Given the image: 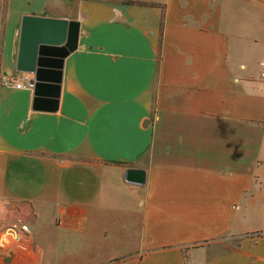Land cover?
<instances>
[{"label":"crops","instance_id":"crops-1","mask_svg":"<svg viewBox=\"0 0 264 264\" xmlns=\"http://www.w3.org/2000/svg\"><path fill=\"white\" fill-rule=\"evenodd\" d=\"M138 1L0 0V264H264V0ZM22 14L77 21L37 79Z\"/></svg>","mask_w":264,"mask_h":264},{"label":"water","instance_id":"water-1","mask_svg":"<svg viewBox=\"0 0 264 264\" xmlns=\"http://www.w3.org/2000/svg\"><path fill=\"white\" fill-rule=\"evenodd\" d=\"M76 34V20L22 14L18 27L15 68L20 71H33L37 79L41 72L39 66L45 64V54L57 56L54 66L59 68L61 58L75 48ZM57 73H60L58 69ZM144 176L142 168L124 169V179L129 182L142 183Z\"/></svg>","mask_w":264,"mask_h":264},{"label":"built area","instance_id":"built-area-1","mask_svg":"<svg viewBox=\"0 0 264 264\" xmlns=\"http://www.w3.org/2000/svg\"><path fill=\"white\" fill-rule=\"evenodd\" d=\"M259 78L264 79V65L259 69L258 72ZM23 82H16L15 86H24ZM264 122V118H263ZM2 231H4L7 235H12L13 238V251L12 254H16L17 256H22L26 254L29 250L30 245V237H29V226L26 222L18 221V220H9L6 221L2 227Z\"/></svg>","mask_w":264,"mask_h":264},{"label":"trees","instance_id":"trees-1","mask_svg":"<svg viewBox=\"0 0 264 264\" xmlns=\"http://www.w3.org/2000/svg\"><path fill=\"white\" fill-rule=\"evenodd\" d=\"M124 2H126V3H143L142 1H138V0H124Z\"/></svg>","mask_w":264,"mask_h":264},{"label":"rangeland","instance_id":"rangeland-1","mask_svg":"<svg viewBox=\"0 0 264 264\" xmlns=\"http://www.w3.org/2000/svg\"><path fill=\"white\" fill-rule=\"evenodd\" d=\"M1 17H2V14H1ZM230 241H235L234 238H231ZM227 242L225 238H222V241H219V244H222V243H225Z\"/></svg>","mask_w":264,"mask_h":264}]
</instances>
